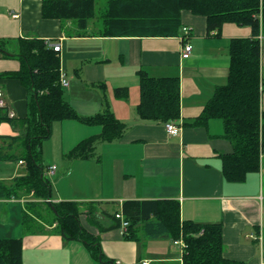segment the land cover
I'll list each match as a JSON object with an SVG mask.
<instances>
[{
  "label": "crops",
  "instance_id": "obj_1",
  "mask_svg": "<svg viewBox=\"0 0 264 264\" xmlns=\"http://www.w3.org/2000/svg\"><path fill=\"white\" fill-rule=\"evenodd\" d=\"M103 1L105 6L107 0ZM42 4L43 0H0V37H39L60 44L62 76L69 82L65 97L70 104L80 115L92 116L104 110L107 98L112 111L126 124L121 138L98 143L94 157L69 158L67 173L59 177L57 196L52 200L84 202L82 209L95 203L97 221L109 229L101 230L84 213L82 224L100 235L107 257L124 264H182L183 256L169 237L130 240L121 227L110 228L114 220L109 214L121 210L129 199L178 200L183 220L222 224L228 258L242 264H264V157L260 169L248 173L245 180L229 181L223 173L222 154L231 152L232 144L224 137L223 120L212 117L196 123L217 87L228 82L231 40L251 37L252 27L226 22L220 32H209L204 16L185 11L183 27L190 29L186 40L183 29L177 36H103L102 17L95 24L89 19L87 28L81 29L75 19L44 18ZM14 13L18 16L13 17ZM185 41L192 45L188 58L182 55ZM20 66L18 59L0 56V72L16 71ZM261 66L264 110V33ZM140 69L157 77H180L181 117L169 121L181 127L178 135L170 134L165 122L141 118L139 99L130 103L131 86L139 89ZM122 86L130 88L127 100L114 96V89ZM0 90L9 112L18 118L28 114L27 92L19 80H1ZM83 126L81 134L71 137L69 151L102 130L100 125ZM18 133L10 123L0 126V135ZM0 170V180L10 183L26 174V163L0 160ZM57 170L56 166L53 173ZM75 171L84 176H76L79 184L70 188L66 178H73ZM96 172L99 178L90 185V174ZM30 200L34 198H0V239H23V264H99L82 241L65 240L56 223L40 217L32 219L34 227L26 228L23 212ZM112 204L119 208L113 212L106 208ZM42 207L47 210L45 204ZM11 219L13 227L4 224ZM21 222L24 235H20Z\"/></svg>",
  "mask_w": 264,
  "mask_h": 264
},
{
  "label": "trees",
  "instance_id": "obj_2",
  "mask_svg": "<svg viewBox=\"0 0 264 264\" xmlns=\"http://www.w3.org/2000/svg\"><path fill=\"white\" fill-rule=\"evenodd\" d=\"M96 3L97 0H43L42 15L75 19L81 29H86L89 19L95 16ZM185 11L204 16L209 32H220L226 22L251 26L253 30L251 37L231 40L228 82L217 87L196 120V123H206L212 117L223 120L224 137L232 144L231 152L222 154L223 173L227 180L240 182L248 173L260 169L264 149L260 39L264 33V0H107L102 11L101 33L103 36H177L184 24ZM12 46L16 49H11ZM0 56L20 61L18 70L0 72V81L19 80L26 89L28 106V114L22 118L11 117L6 105L0 106V126L10 123L19 129L16 136L0 135V160L22 159L26 163V174L10 183L0 180V198L32 196L34 200L26 203L23 212L26 228L31 227L32 219L42 218L39 206L45 204L46 219L57 224L65 240L82 241L99 264H118L103 252L100 235L82 224L84 213L101 230L109 229L97 221L95 203L88 202V208L82 209L84 202L52 200L53 185L46 175L42 143L51 136L57 120L78 119L87 125H100V133L81 140L68 153L71 159L90 158L96 155L99 142L121 138L126 124L112 111L107 98L104 110L95 115L83 116L77 112L65 97L61 55L51 47L50 41L39 37H0ZM138 75L139 116L165 123L180 119V77H157L144 69L138 70ZM114 96L127 100L130 88L116 87ZM118 213L129 222L124 233L126 239L183 238L186 248L182 264H242L225 255L222 224L183 220L178 200H126L121 210L109 214L114 220L110 228L121 227ZM0 264H23L22 238L0 239Z\"/></svg>",
  "mask_w": 264,
  "mask_h": 264
},
{
  "label": "rangeland",
  "instance_id": "obj_3",
  "mask_svg": "<svg viewBox=\"0 0 264 264\" xmlns=\"http://www.w3.org/2000/svg\"><path fill=\"white\" fill-rule=\"evenodd\" d=\"M104 7V1L103 0H97L96 3V13L93 18L90 19L92 24L97 23L101 17H102V9ZM11 49L15 50L16 48L14 46L11 47ZM65 88V95L68 90L67 87ZM139 94L140 91L138 89V86H131V97H130V103L133 104V102L137 101L139 99ZM81 126L84 128L83 123H81L78 119H65V120H57L53 123L52 127V134L49 138L44 139L42 143V148H43V163L46 166V175L50 178L52 185H53V197L57 196L58 192V186L57 183L59 184L61 182V179H59L60 176H63L67 173L68 167H66L68 164H70V159H69V150H70V144H71V137L72 136H78L81 134V131L79 130ZM73 143V141H72ZM70 147V148H69ZM56 165L58 167V170L56 173L48 171L49 166ZM16 166V165H14ZM20 170L24 171L25 168L21 167ZM1 171V170H0ZM65 172V173H64ZM7 173V172H5ZM100 173L96 172L95 174H90V185L95 184L97 179L99 178ZM8 176V175H5ZM76 176H79L83 179V174L82 172H76L73 175V178L66 180H69L67 183V186L69 185L70 188H76V186L79 184L78 179ZM59 179V180H58ZM65 182V181H64ZM86 183V181H85ZM87 184V183H86ZM61 187L66 188L64 185L61 184ZM80 188H83L82 185ZM21 205V210H22V204ZM107 209L111 210L112 212L116 209L119 208V205H108L106 206ZM40 212L42 213V218L46 219L48 217V212L45 209V207H42L40 209ZM97 214V213H96ZM86 215V214H85ZM87 216V215H86ZM109 218H106L105 221H107ZM111 219V218H110ZM14 219H11L9 221L4 222L5 225L7 226H14ZM112 220V219H111ZM35 222V220H33ZM31 222V227L35 226L34 222ZM38 223V221H36ZM20 229H21V234L24 235L23 232V225L22 222L20 224ZM19 237V236H18ZM144 244V242H143ZM180 253V249L178 245H175ZM182 254L180 253V256ZM154 264V263H153Z\"/></svg>",
  "mask_w": 264,
  "mask_h": 264
},
{
  "label": "built area",
  "instance_id": "obj_4",
  "mask_svg": "<svg viewBox=\"0 0 264 264\" xmlns=\"http://www.w3.org/2000/svg\"><path fill=\"white\" fill-rule=\"evenodd\" d=\"M12 16L17 17L18 14L14 13V14H12ZM182 29H183V33H184V36L182 37V39L186 40L187 35L190 33V29L188 26H184ZM261 37H262V33L260 35V39H261ZM51 47H53L56 51H60V49H61L60 44H52L51 43ZM191 51H192V45L185 41V44L183 45V50H182L183 57L188 58L191 54ZM61 83L64 87H67L69 85V82L63 78L62 74H61ZM0 97H1L0 106H5L6 102L2 98L3 92L1 90H0ZM9 114L11 117L14 116V113H12V112H10ZM166 129L170 134L178 135L180 130H181V127L174 122H168V123H166ZM263 157H264V149L261 150V161L263 160ZM55 169H56V166H53L50 168L51 172H54ZM117 217L122 220L121 229L123 230L124 233L127 232L129 222L127 220H125L123 214H121V213H118ZM174 243L176 245L180 246L182 253H183L185 248H186L185 240L183 238H180V239L174 240ZM117 263L118 264H124L121 261H117ZM138 264H149V263H148V261H142V262H139Z\"/></svg>",
  "mask_w": 264,
  "mask_h": 264
}]
</instances>
